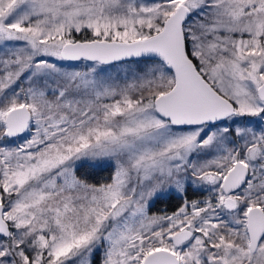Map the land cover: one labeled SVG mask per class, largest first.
<instances>
[{
	"label": "snow or ice",
	"instance_id": "obj_1",
	"mask_svg": "<svg viewBox=\"0 0 264 264\" xmlns=\"http://www.w3.org/2000/svg\"><path fill=\"white\" fill-rule=\"evenodd\" d=\"M0 264H264V0H0Z\"/></svg>",
	"mask_w": 264,
	"mask_h": 264
}]
</instances>
